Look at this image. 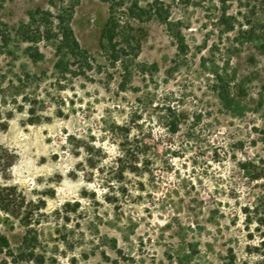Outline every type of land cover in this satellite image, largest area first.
<instances>
[{
	"label": "rangeland",
	"instance_id": "rangeland-1",
	"mask_svg": "<svg viewBox=\"0 0 264 264\" xmlns=\"http://www.w3.org/2000/svg\"><path fill=\"white\" fill-rule=\"evenodd\" d=\"M121 2L0 0V185L39 207L28 260L0 210V264H223L264 237V54L246 32L264 0ZM115 125L147 145L122 178Z\"/></svg>",
	"mask_w": 264,
	"mask_h": 264
},
{
	"label": "trees",
	"instance_id": "trees-1",
	"mask_svg": "<svg viewBox=\"0 0 264 264\" xmlns=\"http://www.w3.org/2000/svg\"><path fill=\"white\" fill-rule=\"evenodd\" d=\"M111 3L112 10L115 7L122 4L121 0H108ZM122 25L119 22V19L115 15L110 16L104 31L103 36L106 41L104 44V49L108 54V57L117 62L121 60L124 56L128 54L130 43L120 44L117 41V36L123 32ZM248 37L253 42H257L258 48L261 53L264 54V25L259 27H252L246 31ZM27 39L34 40V36H28ZM70 42V41H69ZM74 47L78 46V43H72ZM123 61V60H122ZM168 110L171 115L174 113V118L177 117L176 109L169 106ZM178 121H175V127H178ZM114 134L119 137L120 142L118 143L121 146V151L116 157L117 162V172L119 178H122L126 170H133L138 168L139 159L144 156L147 145L143 142H137L132 144V138L130 137V127L128 125H115ZM95 150V146H88L86 161L93 166L94 158L96 157L95 153L92 152ZM96 151H103V149H96ZM253 207L255 212V221L260 225L264 224V197L260 199L259 202H256ZM35 208H39L38 204L36 205L33 201H29L25 194L19 190L17 185H0V210L16 217L20 220L22 225L25 227V233L22 237L21 242L16 248H14L6 235H2V240L5 242L8 247L10 255L17 257L20 260L31 259V256L34 254L36 245L39 240V232L35 226ZM250 207H246L245 210L248 211ZM248 220H254L251 217V214H247ZM264 237L258 245H249L248 246V257L245 259H240L237 253L231 248L229 249L228 255L225 257L223 264H264ZM257 252V255L255 254ZM261 252V253H259Z\"/></svg>",
	"mask_w": 264,
	"mask_h": 264
}]
</instances>
